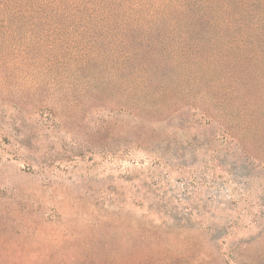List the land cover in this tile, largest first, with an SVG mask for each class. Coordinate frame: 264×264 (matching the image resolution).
Returning a JSON list of instances; mask_svg holds the SVG:
<instances>
[{
  "label": "rangeland",
  "instance_id": "1",
  "mask_svg": "<svg viewBox=\"0 0 264 264\" xmlns=\"http://www.w3.org/2000/svg\"><path fill=\"white\" fill-rule=\"evenodd\" d=\"M85 3L0 8V264H264V0Z\"/></svg>",
  "mask_w": 264,
  "mask_h": 264
},
{
  "label": "trees",
  "instance_id": "2",
  "mask_svg": "<svg viewBox=\"0 0 264 264\" xmlns=\"http://www.w3.org/2000/svg\"><path fill=\"white\" fill-rule=\"evenodd\" d=\"M88 1L85 0V7H89ZM51 0H3V2L0 3L1 9H7L8 13H14L15 11H19V13L25 14V13H34L35 11H38L39 8H50L52 7V4H50ZM92 8H98V3H95L91 6ZM43 10V9H42Z\"/></svg>",
  "mask_w": 264,
  "mask_h": 264
}]
</instances>
